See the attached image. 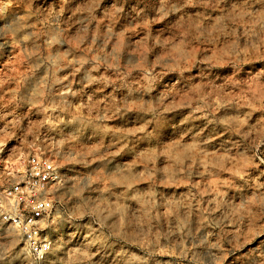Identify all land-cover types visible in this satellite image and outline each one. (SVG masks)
Instances as JSON below:
<instances>
[{"label":"rangeland","instance_id":"obj_1","mask_svg":"<svg viewBox=\"0 0 264 264\" xmlns=\"http://www.w3.org/2000/svg\"><path fill=\"white\" fill-rule=\"evenodd\" d=\"M0 146L62 174L0 264H264V0H0Z\"/></svg>","mask_w":264,"mask_h":264},{"label":"built area","instance_id":"obj_2","mask_svg":"<svg viewBox=\"0 0 264 264\" xmlns=\"http://www.w3.org/2000/svg\"><path fill=\"white\" fill-rule=\"evenodd\" d=\"M11 150L0 146V216L16 229L35 261H45L52 250L47 225L54 216L53 189L62 174L48 157L33 154L11 157Z\"/></svg>","mask_w":264,"mask_h":264}]
</instances>
